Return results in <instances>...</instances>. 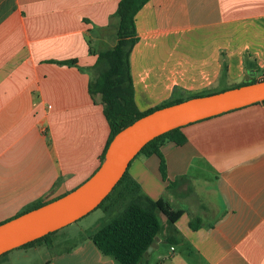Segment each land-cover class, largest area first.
Returning <instances> with one entry per match:
<instances>
[{
    "label": "crops",
    "instance_id": "obj_1",
    "mask_svg": "<svg viewBox=\"0 0 264 264\" xmlns=\"http://www.w3.org/2000/svg\"><path fill=\"white\" fill-rule=\"evenodd\" d=\"M119 1L0 0V223L65 195L100 166L110 127L89 83L97 53L117 42ZM136 27L130 62L142 111L263 74L264 0H150ZM72 58L77 65L57 63ZM182 132L185 142L161 148L166 175L156 154L129 166L144 194L185 211L173 225L158 212L157 246L138 264H264V101ZM125 202L118 194L103 206L108 214L34 247L45 246L36 264H117L90 236Z\"/></svg>",
    "mask_w": 264,
    "mask_h": 264
},
{
    "label": "trees",
    "instance_id": "obj_2",
    "mask_svg": "<svg viewBox=\"0 0 264 264\" xmlns=\"http://www.w3.org/2000/svg\"><path fill=\"white\" fill-rule=\"evenodd\" d=\"M150 0H120L115 16L118 18L117 42L109 49L97 53V62L93 66L96 75L89 83V92L92 96L101 95L103 112L110 127L109 138L105 150L101 154L100 162L105 158L106 151L114 136L123 128L127 127L137 119L151 113L161 107L181 102L191 97L211 94L222 90L202 91L189 95L174 96L170 100L142 111L135 100V88L131 71V52L139 41L136 27V15ZM60 64L77 65V59L57 61ZM227 63H223V71H226ZM256 69V68H255ZM256 71V70H255ZM264 80V78L262 79ZM255 76L238 84L256 82ZM235 87V86H234ZM182 127L165 132L150 140L137 154H156L160 158V170L166 175V161L162 153V146L173 141L181 144L186 141ZM136 156V157H137ZM135 157V158H136ZM131 164V163H130ZM130 166V165H129ZM118 189V194L127 201L121 211L109 222L98 228L91 234V239L104 253L111 255L117 264H138L144 257L145 252L155 242L162 229V223L158 212L164 213L171 225H173L185 212L183 209H175L164 198L154 200L144 194L140 184L132 178L129 167L112 192L98 205L103 207L112 198V193ZM42 204H38L39 207ZM33 209V208H32ZM190 226L198 229L201 226L199 218L192 219ZM45 236L28 242L20 247L29 248L43 242L51 243L49 236ZM172 242V236H168ZM7 253V252H6Z\"/></svg>",
    "mask_w": 264,
    "mask_h": 264
},
{
    "label": "water",
    "instance_id": "obj_3",
    "mask_svg": "<svg viewBox=\"0 0 264 264\" xmlns=\"http://www.w3.org/2000/svg\"><path fill=\"white\" fill-rule=\"evenodd\" d=\"M256 73H253L255 76ZM264 101V80L161 107L120 130L98 169L65 195L0 223V256L86 216L112 192L140 150L172 129ZM157 246V240L145 252Z\"/></svg>",
    "mask_w": 264,
    "mask_h": 264
},
{
    "label": "rangeland",
    "instance_id": "obj_4",
    "mask_svg": "<svg viewBox=\"0 0 264 264\" xmlns=\"http://www.w3.org/2000/svg\"><path fill=\"white\" fill-rule=\"evenodd\" d=\"M247 78H248V75H246L245 80ZM256 78L259 81V80H262L264 77H263V74H262L260 78L259 77H256ZM117 196H118V189L115 190L112 193V198L115 199ZM103 208L104 207L96 208L95 210L90 212L91 215H90V217H88V219H85V218L89 214L84 216V217H82L81 219L77 220L75 222V224H73V227H69V228H77L78 226H85V225H87L89 223H93L95 220L99 219V217L108 214V212L104 211ZM89 218H92V219H89ZM87 220H91V221H87ZM65 228L66 227L57 230L55 233H53L52 235L49 236L48 240H51V242H52V237L58 236L59 234H62L63 232H66V230H68V229H65ZM40 245H47V243L43 242L41 244L29 247V248L19 247V248H22V249H31L30 250L31 251V255L29 257H25V256L21 255V254L24 253V251H17L18 249H13V250L3 254L2 257H0V264H2V263H5V264H36L41 259V257L44 256V253H45V249H44L45 246H44V248L43 247H39L37 249V251H34V247H38ZM48 246H51V245H48ZM19 252H21V253H19Z\"/></svg>",
    "mask_w": 264,
    "mask_h": 264
},
{
    "label": "built area",
    "instance_id": "obj_5",
    "mask_svg": "<svg viewBox=\"0 0 264 264\" xmlns=\"http://www.w3.org/2000/svg\"><path fill=\"white\" fill-rule=\"evenodd\" d=\"M263 77H264V71H263Z\"/></svg>",
    "mask_w": 264,
    "mask_h": 264
}]
</instances>
